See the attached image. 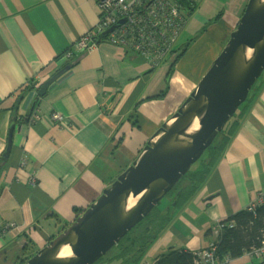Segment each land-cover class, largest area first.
Listing matches in <instances>:
<instances>
[{"label":"crops","instance_id":"0c3cea01","mask_svg":"<svg viewBox=\"0 0 264 264\" xmlns=\"http://www.w3.org/2000/svg\"><path fill=\"white\" fill-rule=\"evenodd\" d=\"M97 1L0 0V264L33 256L132 164L207 73L249 0H196L182 8L185 26L154 67L106 41L64 56L97 27ZM68 65L39 96L43 83ZM262 75L242 122L218 136L225 145L220 140L205 151L182 189L197 184L193 174L213 161L208 177L185 205L175 206L174 197L161 209L170 213L167 222L163 217L169 224L150 250L139 259L137 246L97 264H154L171 247L196 253L218 238L220 221L264 194ZM223 264H264V252L226 257Z\"/></svg>","mask_w":264,"mask_h":264},{"label":"water","instance_id":"95a60500","mask_svg":"<svg viewBox=\"0 0 264 264\" xmlns=\"http://www.w3.org/2000/svg\"><path fill=\"white\" fill-rule=\"evenodd\" d=\"M105 35L96 39L97 45ZM69 68L70 65L66 66L45 81L39 96ZM263 72L264 0H249L207 73L177 111L149 138L132 164L22 264H95L99 261L214 146L215 139L248 99ZM34 106L35 103L31 110ZM13 130L14 123L5 157L11 152Z\"/></svg>","mask_w":264,"mask_h":264},{"label":"built area","instance_id":"2783aa9c","mask_svg":"<svg viewBox=\"0 0 264 264\" xmlns=\"http://www.w3.org/2000/svg\"><path fill=\"white\" fill-rule=\"evenodd\" d=\"M190 1L192 4L196 2ZM97 3L100 10L97 27L82 35L70 46L64 52L66 58H72L75 52L95 47L96 39L106 34L102 41L142 55L154 67L173 51L174 43L187 20L182 12L185 6L180 5L177 0H98ZM121 20L125 21L120 23ZM54 118L63 119L59 113L54 114ZM26 163L25 157L21 164ZM263 203L264 194L261 193L252 199L247 210L256 213L257 208ZM223 222L224 220L218 223V231L225 227ZM229 226L232 227L233 224ZM250 252L257 255L263 253L264 240L261 246ZM194 264H223V260L216 255L215 241L207 248L196 252Z\"/></svg>","mask_w":264,"mask_h":264},{"label":"trees","instance_id":"16d2710c","mask_svg":"<svg viewBox=\"0 0 264 264\" xmlns=\"http://www.w3.org/2000/svg\"><path fill=\"white\" fill-rule=\"evenodd\" d=\"M177 2L188 8L193 7V4L190 0H177ZM186 48L187 47L183 49V52L186 50ZM262 80L263 75L253 86L248 99L240 106V108L236 112V115L231 118L224 131H222L219 135L227 131L229 133L231 129H235L236 125H239V123L242 122L241 119L245 116L248 110V103H251V97L257 94L260 88V83L262 84ZM218 136L215 139L213 145L215 146V143L220 140V146L225 145L226 139L220 138L219 140ZM214 146H211L209 149L211 150L212 148H215ZM218 151L219 150L217 149L216 152ZM213 165L214 164L212 161L211 164H208L206 167H202V172H195V174H193L194 176L192 177L191 182H196L197 184L190 186L185 192L183 189H181L180 195H175L174 200H177L175 206H177L179 203H181V205H185V203L188 202V200L192 197L193 192L198 189V184L200 183V181H204L205 178H207L211 173ZM192 173V171H189L182 178L183 181L181 183L183 184L186 178ZM182 201H184L185 203ZM77 212L79 215L82 213V210H78ZM151 215L152 212L144 220L150 219ZM165 215L168 217V219L166 220L167 222L170 218V213L165 214L162 212V210L157 211L155 216L152 217L148 222L146 231L143 233H137V236H135L133 240L131 239V246L139 247V250L135 253V255H133V257L140 256L139 259H141L145 255V253L150 250L152 243L156 240L155 238H157L159 233L162 232V230H164L169 224H165V218H163ZM144 220L139 223V226L140 224H142V222H144ZM223 224L225 227L222 231H220L218 238L215 240L216 255L220 260H224L226 257H236L244 252L251 251L255 247L261 246L262 241L264 240V203L257 208L256 213H253L246 208L225 219ZM229 224H233V226L230 227ZM132 231L133 229L123 239L128 237ZM146 237H149L150 240ZM146 240L149 241L146 243ZM128 248L130 247L127 246L126 249ZM195 257L196 253H192L184 249H179L177 247H171L165 254H160L156 258L154 264H194ZM28 258L30 257H27V259ZM26 260L24 259V261Z\"/></svg>","mask_w":264,"mask_h":264},{"label":"rangeland","instance_id":"374dc122","mask_svg":"<svg viewBox=\"0 0 264 264\" xmlns=\"http://www.w3.org/2000/svg\"><path fill=\"white\" fill-rule=\"evenodd\" d=\"M22 166H24V165H22ZM182 181H183V179L180 180V182L173 188V190L171 192H169L162 199V201L155 207V209L152 211V215H151L150 219L155 216L157 211H159L162 208H164L167 204H170L176 194H179V192L182 189V186H181L182 185V183H181ZM150 219L144 220V222H142V224H140V226L138 224L135 228H133V231L130 233V235L128 237H126L125 239L121 240L119 243H117L106 255H110V254H113V253H121L122 255H125V254H128V252H132L134 250L135 246H131V239L133 240L134 237L137 236V233H143V232L146 231V227H147L148 222L150 221ZM127 246L130 247V248L126 249ZM106 255L103 256L101 259L105 258ZM99 261H97L95 264H97Z\"/></svg>","mask_w":264,"mask_h":264},{"label":"clouds","instance_id":"9594fccd","mask_svg":"<svg viewBox=\"0 0 264 264\" xmlns=\"http://www.w3.org/2000/svg\"><path fill=\"white\" fill-rule=\"evenodd\" d=\"M223 221V220H222Z\"/></svg>","mask_w":264,"mask_h":264}]
</instances>
